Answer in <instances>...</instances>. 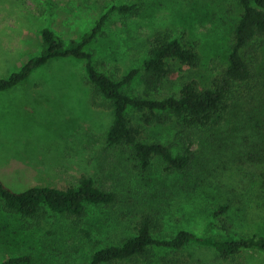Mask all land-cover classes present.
Instances as JSON below:
<instances>
[{"label":"rangeland","instance_id":"374dc122","mask_svg":"<svg viewBox=\"0 0 264 264\" xmlns=\"http://www.w3.org/2000/svg\"><path fill=\"white\" fill-rule=\"evenodd\" d=\"M123 3L136 4L140 10L111 13L103 31L86 47L93 53L94 62L108 74L123 75L140 66L151 39L162 29H169L186 43L197 44L201 54L197 66H178L168 85L175 86L166 88L167 94L193 78L210 83L227 63L241 13L238 0H0V78L8 77L40 53L44 26H50L66 40L79 38L107 8ZM127 89L142 93L141 75ZM131 115L137 116L135 112ZM112 118L110 111L92 105L90 85L86 83V60L82 58L53 59L23 83L0 93V179L16 190H25L34 185L64 187L89 173L106 186L116 185L121 194L117 204L90 206L86 220L90 235L62 214L50 215L36 229H25L20 216L6 213L0 207V262L29 255L28 264L83 263L102 244L121 243L131 236L137 213L151 205L159 206L161 201V207L172 212L163 231L167 235L184 223L194 231L204 232L210 219L206 212L226 200L234 202L232 220L236 230L255 232L259 223L264 222L261 188L264 168L251 166L246 153L235 157L229 153L234 136L221 135L227 140L223 144L220 139L196 133L191 148L200 151L208 145L212 150L209 155L218 159L212 169L224 172L219 181L214 179V187L206 188L201 195L180 189L172 191L169 189L175 187L168 180L172 177L163 174L164 182L159 186L167 190L155 194L151 203L143 204L141 198L149 199V195L142 196L135 186L143 184L140 187L143 189L145 173L137 168H115L119 166L116 152L114 157L108 156V151L103 149ZM239 122L235 130L227 122L217 130L218 134L223 131L236 134L238 130L243 148L255 149L254 141L261 143L262 137L251 133L253 124L243 115ZM244 124L248 129L242 132ZM178 129L177 122L154 126L146 136L173 143L180 150L188 146L190 139H182ZM235 146L238 149V144ZM255 150L259 151L260 147ZM188 200L198 211L184 217L181 205ZM125 203H129L131 211L127 212ZM168 251H158V255ZM186 251L194 253V259L202 264H264L261 250H246L232 260L220 259L211 239L193 242Z\"/></svg>","mask_w":264,"mask_h":264},{"label":"trees","instance_id":"16d2710c","mask_svg":"<svg viewBox=\"0 0 264 264\" xmlns=\"http://www.w3.org/2000/svg\"><path fill=\"white\" fill-rule=\"evenodd\" d=\"M238 2L241 13L235 25L228 61L210 83L193 78L182 82L168 94L164 92L166 88L175 86L168 85L177 74L180 64L197 66L201 60L197 44L182 41L169 29L155 33L140 66L123 75H110L100 69L94 62L93 53L86 47L103 31L111 13L118 11L129 14L140 10L136 4L123 3L107 8L96 24L79 38L66 40L50 26H44L41 30L40 53L32 56L8 77L0 78V93L23 83L36 69L53 59L82 58L86 60V83L90 85L92 105L110 111L113 115L104 137L103 149L108 151V156L114 157L116 152L119 166L115 168H137L145 173L146 185L143 189H140L143 184L136 183L135 186L142 196L144 193L149 195V199L141 198L142 203H151L155 194L167 190L159 186L164 182L163 174L172 177L168 180L175 188L169 190L204 194L206 188L215 186L214 179L219 181L224 172L212 169L218 159L209 155L212 150L208 145L200 151L191 148L197 132L206 138L220 139L223 144L227 140L221 135L234 136L229 144V153L233 157L246 153L252 162L251 166L264 168V0ZM139 75L144 91L132 93L127 86ZM131 112L137 116L131 115ZM242 115L254 125L251 133L262 137L261 143H253L255 149L260 147L259 151L244 149L238 130L236 134L217 132L227 122L232 123L231 128L235 130ZM173 122L179 126L180 137L190 139L188 146L179 150L173 143L161 139L151 140L146 136L150 128ZM245 128L248 129L246 124L241 127V131L244 132ZM182 142L185 144V141ZM235 144H238V149ZM208 181L211 183L208 184ZM116 187L104 185L89 173H84L75 184L64 187L34 185L25 190H16L0 179V207L6 213L20 216L25 229H36L50 215L62 214L90 235L86 229L90 206L119 203L121 194ZM261 188L263 196L264 180ZM233 203L226 200L206 212L210 219L202 233L184 223L167 235L163 231L167 228L172 212L162 208L161 201L159 206L151 205L137 213L139 216L131 236L124 238L121 243L102 244L80 264H202L200 260L194 259V253L186 249L193 242L207 239L215 242L218 258L224 260L236 259L246 250L264 251V222L259 223L255 232L236 230L232 220L235 211ZM124 205L127 212L132 210L129 203ZM193 205L189 200L181 205L184 217H190L193 211H198L197 206ZM242 218L241 214L238 215L239 220ZM161 250H169V253L158 255ZM30 260L29 255H20L0 264H28Z\"/></svg>","mask_w":264,"mask_h":264}]
</instances>
